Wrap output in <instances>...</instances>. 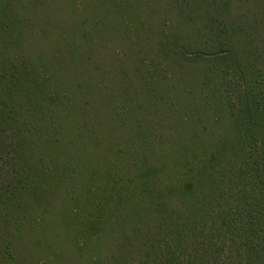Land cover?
<instances>
[{
    "label": "trees",
    "instance_id": "trees-1",
    "mask_svg": "<svg viewBox=\"0 0 264 264\" xmlns=\"http://www.w3.org/2000/svg\"><path fill=\"white\" fill-rule=\"evenodd\" d=\"M0 264H264V0H0Z\"/></svg>",
    "mask_w": 264,
    "mask_h": 264
}]
</instances>
